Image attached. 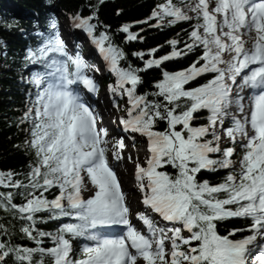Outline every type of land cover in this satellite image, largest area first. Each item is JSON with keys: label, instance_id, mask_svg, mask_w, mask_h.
Listing matches in <instances>:
<instances>
[{"label": "snow or ice", "instance_id": "snow-or-ice-1", "mask_svg": "<svg viewBox=\"0 0 264 264\" xmlns=\"http://www.w3.org/2000/svg\"><path fill=\"white\" fill-rule=\"evenodd\" d=\"M94 19L76 16L74 26L92 38L116 77L109 89L126 97L119 122L146 139V155H128L124 138L109 147L108 130L84 95L99 91L100 69L70 52L50 19V31L26 54L40 69L28 81L35 91L22 118L37 160L27 183L0 171V188L23 190L19 205L16 194L0 191V208L27 222L20 231L35 247L0 239V264H264V0L158 3L149 18L156 27L195 22L184 48L170 41V54L146 60L143 69L121 66L124 51L107 32L97 35ZM121 31L138 39L129 25ZM198 49L188 68L162 73L155 99L138 94L140 72ZM209 74L206 83L187 87ZM201 112L207 122L194 124ZM110 156L135 165L139 224ZM222 169L231 171L218 184L198 180ZM233 218L247 227L221 235L217 222ZM47 219L63 222L55 232L41 231ZM0 235H9L3 225Z\"/></svg>", "mask_w": 264, "mask_h": 264}, {"label": "trees", "instance_id": "trees-1", "mask_svg": "<svg viewBox=\"0 0 264 264\" xmlns=\"http://www.w3.org/2000/svg\"><path fill=\"white\" fill-rule=\"evenodd\" d=\"M164 0H0V171L12 172L17 180L25 179L26 174L36 163L34 149L29 147V124L22 123V118L28 111L32 102L34 87L28 82L31 74L40 70L38 66L31 65L26 60L28 49L37 47L42 42L39 33L47 34L49 21L57 19V15L69 20L74 25V17H95L92 21L97 26V35L107 32L114 45L121 48L126 56L121 66H131L137 69L145 68V61L170 54L172 48L170 41H180L178 48H184L189 42V32L192 22H180L175 25L156 27V20H150L153 10L158 3ZM179 2V0H174ZM148 21V23H141ZM125 25L130 31L138 34V39L128 41L127 34L121 31ZM76 33L89 39L93 50L105 61L89 35L82 29L75 27ZM76 40V39H75ZM79 40L77 39L76 42ZM153 49H158L155 57L147 55ZM145 53L140 59L136 53ZM201 54L198 49L186 56L166 61L160 67H153L140 72L143 83L138 87V94L148 95L158 91L155 85L163 78L162 73H174L188 68ZM211 74L199 78L187 87L199 86L206 83ZM116 77L108 72L104 78L106 85H113ZM162 99V98H161ZM120 104V103H119ZM207 112L199 113L200 119L194 124L207 122ZM160 130L166 127L164 122L158 125ZM131 139L134 133L126 132ZM171 171V169H170ZM230 169H222L215 173L203 171L198 180H207L212 184L222 182ZM2 192L11 191L15 195L14 202L18 205L23 202L19 192L23 190L2 189ZM56 190H53L55 193ZM49 198L52 195L49 194ZM47 217V214H41ZM14 210L0 208V225L7 229L9 235H0V239H10L13 243L28 247H35L32 241L24 238L20 229L26 221L17 218ZM63 221L47 219L46 223L38 224V228L45 232H55ZM247 223L239 218L218 221L217 229L221 235H227L235 228H245ZM247 233H238L236 238ZM51 246V241H45ZM47 264V261H46Z\"/></svg>", "mask_w": 264, "mask_h": 264}, {"label": "rangeland", "instance_id": "rangeland-1", "mask_svg": "<svg viewBox=\"0 0 264 264\" xmlns=\"http://www.w3.org/2000/svg\"><path fill=\"white\" fill-rule=\"evenodd\" d=\"M57 21L59 23L61 36L65 40V43H66V45L68 47V50L70 52H73V53L76 52V51H79L81 53V55L84 57L85 60H88L90 63L94 64L97 68L100 69V71L98 72V74L100 76V79L98 81L99 91H98L96 96L99 97V96L106 95L108 100H109V102H110V104H111V106H112L111 115L110 114H106V115L103 114V118H104L103 119V123H104L105 127L108 128L107 130H109L108 139L112 138V139H115L117 141V140H119L121 138H124L125 139V144H127L129 146L125 150L126 153L128 155H130L133 152L139 153V158L142 160L145 157V155H146V147H147L146 139L144 137L140 136L138 133H134L135 138L131 139L127 134H125L124 130H121L118 133H115V131L113 129H111V127L109 125V121H111V122L114 123V126L116 125L118 128L121 127V126H119L120 125L119 117L124 116V112L122 111V109L126 107V97L121 98V97H119L117 95H114L110 91L109 86L105 84L104 78L107 76V74L109 72L106 61H103L101 59V57L93 50L91 42L89 41L88 38L82 36L78 32L76 33L75 26L71 25L69 23V20H66V19L60 17L59 15H57ZM67 31H69V33ZM39 36H41V35H39ZM75 39L76 40L78 39L79 41L76 42ZM0 58H1V54H0ZM0 62H1V65H2L3 61H1V59H0ZM29 79H30V77H29ZM115 81L116 80H114L113 85L115 84ZM115 103H118V104L120 103L119 105H120V109L121 110H118L116 107H114ZM107 123H108V125H107ZM136 142L137 143H141L142 146L139 147V148L133 147V145ZM111 145H112V142H110L109 147H111ZM222 146H228V145H222ZM237 151H239V149H237ZM233 159H236V157L234 156ZM125 160H127V162H128V165L130 167L129 169H130L131 173H134L135 172V165L133 163H131L127 158H125ZM131 185L134 186L136 189H138L135 181H133L131 183ZM132 197L138 199V202H137L135 210L137 212L141 211V207L140 206H143L140 203L141 196L135 194ZM136 211L132 212L133 213V221L135 220V214L137 213Z\"/></svg>", "mask_w": 264, "mask_h": 264}, {"label": "bare ground", "instance_id": "bare-ground-1", "mask_svg": "<svg viewBox=\"0 0 264 264\" xmlns=\"http://www.w3.org/2000/svg\"><path fill=\"white\" fill-rule=\"evenodd\" d=\"M69 33V31H67ZM95 79L97 80V82L100 79V76L98 73H95ZM98 93V92H97ZM97 93L93 94V93H88L87 91H85L84 95L86 100H88L89 103L92 104V106L96 109L97 113L99 114V116H102L103 114H110L112 113V106L107 98L106 95L104 96H99L97 97ZM99 110V111H98ZM120 123V122H119ZM113 124V125H112ZM118 124V123H117ZM108 125V123H107ZM109 125L111 127V129H113L115 131V133H118L119 131L123 130L122 125L120 124L119 126H121L120 128H118L116 125V127L114 126V123L109 121ZM110 142H114L115 143V139H109ZM127 145V144H126ZM129 147V146H128ZM132 157L136 158L139 157V153L133 152L130 154ZM110 162L114 164L119 177L122 180V188L123 190L127 193V201L133 211H136V205L138 202L137 198H133L132 196H134L135 194L141 196V193L139 192L138 189H136L134 186L131 185V183L133 181L136 182L135 180V176L134 173H131L130 171V167L128 165L127 160H122V161H111V156H110ZM130 163V162H129ZM89 193H85V195L87 196ZM141 203V201H140ZM141 207V211L143 210V206ZM137 212V211H136ZM134 223L139 224L138 221L134 220Z\"/></svg>", "mask_w": 264, "mask_h": 264}]
</instances>
